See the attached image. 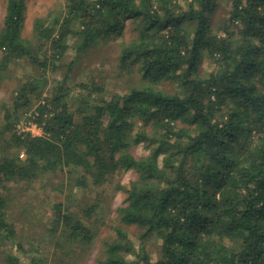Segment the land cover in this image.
I'll return each mask as SVG.
<instances>
[{"label":"trees","instance_id":"16d2710c","mask_svg":"<svg viewBox=\"0 0 264 264\" xmlns=\"http://www.w3.org/2000/svg\"><path fill=\"white\" fill-rule=\"evenodd\" d=\"M66 2L61 17L35 21L36 48L22 37L25 0L7 1L0 77L15 60L53 71L70 47L82 54L121 40L134 22L138 34L122 43L119 68L140 79L126 93L93 82L76 92L59 81L45 94V75L21 86L6 120L18 123L36 97L43 134L0 128V242L18 243L7 185L81 172L76 186L85 189L132 172L129 186H115L126 195L121 224L98 264H264V0H232L217 30L218 0ZM142 144L148 153L137 157ZM53 211L54 233L92 244L97 233L83 216L93 208L58 203ZM3 261L23 264L12 253ZM28 264L47 263L33 256Z\"/></svg>","mask_w":264,"mask_h":264},{"label":"rangeland","instance_id":"374dc122","mask_svg":"<svg viewBox=\"0 0 264 264\" xmlns=\"http://www.w3.org/2000/svg\"><path fill=\"white\" fill-rule=\"evenodd\" d=\"M7 1L0 0V28L4 23ZM25 4L22 37L32 41L38 48L40 44L34 39L33 31L35 21L51 15L61 17L67 2L66 0H25ZM231 9L232 0H218L211 22L213 27L217 26L216 30L229 19ZM78 26L75 28L78 29ZM138 27L134 22L127 23L121 40L100 41L82 54H76L74 48L70 47L66 57L58 61L59 66L53 71L49 69L47 73L32 68L26 60H15L9 70L0 77V128L4 129L7 124L12 123L17 134L31 133L34 136L43 134L42 130L35 126L33 116L38 102L36 97L30 109L22 110L18 123L14 124L13 120H6V112L12 113L15 108L14 99L17 91L35 76L41 78L45 75L47 85L40 86V91L45 94L59 81L76 92L79 85L87 82L101 85L110 92H128L131 87L136 86L140 74L136 69L132 74L120 70V50L123 42L127 43L137 37ZM69 43L73 45L74 39L71 38ZM203 68L210 69L208 62ZM166 88L170 89L171 84H167ZM8 140L9 138L4 143ZM2 150L4 151L0 147V153ZM147 153L143 144L134 150L137 157ZM81 176V172L62 173L57 176H45L34 182L11 183L6 186L3 193L11 204L8 215L16 229L18 243L13 245L11 242H0V264H4V256L9 253L18 255L23 264H28L33 256L42 258L47 264H98L103 242L113 240L116 237V229L121 224L118 209L124 205L126 195L115 186L117 183L129 186L134 180V175L128 172L123 176H116L112 184L108 183L103 187L89 183L85 189L76 186V180ZM58 203L65 204L78 213L93 208L91 216H83L85 222L97 233L92 244L85 246L79 240L71 241L64 237L61 232L54 233L53 206ZM124 228L130 231L132 237L138 234V229L135 227ZM17 244L24 245L26 252L19 253ZM156 250L154 247L153 251L157 252Z\"/></svg>","mask_w":264,"mask_h":264},{"label":"built area","instance_id":"2783aa9c","mask_svg":"<svg viewBox=\"0 0 264 264\" xmlns=\"http://www.w3.org/2000/svg\"><path fill=\"white\" fill-rule=\"evenodd\" d=\"M36 126V125H35ZM37 127V126H36ZM38 136H40V135H38Z\"/></svg>","mask_w":264,"mask_h":264}]
</instances>
